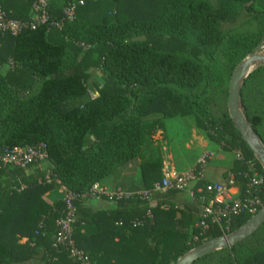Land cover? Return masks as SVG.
<instances>
[{
  "label": "trees",
  "instance_id": "obj_1",
  "mask_svg": "<svg viewBox=\"0 0 264 264\" xmlns=\"http://www.w3.org/2000/svg\"><path fill=\"white\" fill-rule=\"evenodd\" d=\"M78 1L83 6L75 19L62 20L63 9ZM106 2L112 4L108 11ZM31 5L0 0L8 18L26 24ZM47 5V24L27 26L16 36L0 34V151L44 146L45 154L28 166L0 167V264H75L54 247L64 208L61 188L74 197L75 246L92 264H176L204 243L241 229L252 214L243 212L227 226L197 224L211 198L208 185L223 184L231 174L237 198L246 200L250 178H264L226 110L231 74L264 43V0ZM240 21L244 32L225 30ZM94 73L99 80L90 82ZM239 103L264 147V64L244 80ZM189 114L210 143L239 156L220 183L204 178L205 170L195 186L201 193L191 200L199 213L178 204L182 192L153 191L163 161L152 136L167 119ZM134 162L148 197H104L113 204L106 211L86 206L94 186ZM258 197L256 212L264 204V185ZM193 264H264V222L242 241Z\"/></svg>",
  "mask_w": 264,
  "mask_h": 264
},
{
  "label": "built area",
  "instance_id": "obj_2",
  "mask_svg": "<svg viewBox=\"0 0 264 264\" xmlns=\"http://www.w3.org/2000/svg\"><path fill=\"white\" fill-rule=\"evenodd\" d=\"M32 17L30 23H23L19 20L10 19L0 7V34L8 33L16 36L22 32L27 26L35 29L39 25L47 24L50 20L48 13L47 0H31ZM83 6V1L71 3L67 5L62 12L63 19L66 22H72L75 19L76 11ZM56 27L60 26L59 22H52ZM45 157L44 146L38 148H18L11 151H0V167L12 165L17 167L28 166L31 163L42 160ZM210 155L203 153L197 160L195 168L184 174H178L172 169H162V180L154 185V192H162L166 190H176L185 193L190 200H194L197 194L201 193L199 188H195L197 182L204 176ZM45 180H50V172L45 176ZM264 185V178L254 174L248 183L250 196L246 200L237 198V189L234 187V180L229 174L227 180L223 184H211L206 187V192L211 198L205 205L201 206V218L197 224L200 228L207 227V221L217 225L227 226L229 222L239 214L247 212L253 216L257 213L256 208L259 205L258 192ZM25 188L21 186L20 189ZM62 202L64 205L62 217L58 222L59 230L54 239V247L62 248L67 252L68 256L75 264H92L89 256L82 250H79L73 240V222L75 219V207L73 205V195L65 188H61ZM90 196L98 194L94 186L90 192ZM137 195L148 197L149 192H142ZM116 197L121 196L119 193ZM199 202L202 203L204 197H200ZM262 207V206H261Z\"/></svg>",
  "mask_w": 264,
  "mask_h": 264
},
{
  "label": "crops",
  "instance_id": "obj_3",
  "mask_svg": "<svg viewBox=\"0 0 264 264\" xmlns=\"http://www.w3.org/2000/svg\"><path fill=\"white\" fill-rule=\"evenodd\" d=\"M168 132L169 131L166 130V126L164 124V129L162 131H159V135L165 136L166 140H168L170 139L167 134ZM195 137L197 138L196 140H193L191 138L188 140L186 139L185 141V150L192 152L194 154V157L191 161V165L188 168L181 170L179 169V166L176 165L171 151L166 147L165 141V147H161L162 151H160V148H158L162 156L163 168L166 167L168 169H172L178 174H184L195 168L198 157L201 153H203L204 151L212 152L211 150H208L211 146L209 145L208 140L205 141L200 133L195 135ZM195 145H197L198 147L200 146L201 149L198 150ZM214 159L215 160L214 163L212 162V165L215 164L216 167L213 168L212 165L209 164L208 166L207 164L208 169L206 168L207 171L205 172L204 178H206L210 182L220 183L223 179V168L226 169L229 164L228 162L224 161V159ZM95 187L98 194L96 196H89L87 202L85 203L86 206L90 207L94 212L106 211L113 207V204L109 200L104 199V197L110 198L117 193H119L121 196H131L145 191L138 162H134L117 169L113 174L106 177L100 184L96 185ZM177 202L185 210L194 213L200 212V208L198 207L197 203L191 201L185 193H182L181 196H179Z\"/></svg>",
  "mask_w": 264,
  "mask_h": 264
},
{
  "label": "water",
  "instance_id": "obj_4",
  "mask_svg": "<svg viewBox=\"0 0 264 264\" xmlns=\"http://www.w3.org/2000/svg\"><path fill=\"white\" fill-rule=\"evenodd\" d=\"M254 62H264V57L252 55L243 60V62L237 66V70L230 80L227 107L229 116L236 130L239 132L242 139L246 142L249 149L254 154L256 160L260 163L264 170V147L261 145L252 128L248 124L246 118L244 117L239 103V91L241 88V84L250 73L248 71L249 65ZM263 222L264 204L262 205L260 210L254 216H252L241 229L230 234L227 237H222L204 243L200 247L188 252L187 254L179 258L176 264H193L196 260L202 258L205 255L235 245L236 243L248 237Z\"/></svg>",
  "mask_w": 264,
  "mask_h": 264
},
{
  "label": "rangeland",
  "instance_id": "obj_5",
  "mask_svg": "<svg viewBox=\"0 0 264 264\" xmlns=\"http://www.w3.org/2000/svg\"><path fill=\"white\" fill-rule=\"evenodd\" d=\"M110 5H112V4H110ZM110 5L108 2L104 3L103 4V7H104L103 10L104 11L110 10ZM241 22L242 21L236 22L234 25H226L225 30L232 28V27H236V28L240 29ZM240 30H242V32H244L245 27H243V29H240ZM254 56L264 57V43L258 47ZM263 64H264V62L252 63V65L250 66V68L248 70L250 72L249 75L254 70H256L259 66H261ZM236 70H237V68H235V70L233 71V73L231 74V76L229 78V85H230V80H231L233 74L236 72ZM98 80H99V75L97 73H94L93 77H91V79H90V82H94V81H98ZM244 80H243V82H244ZM243 82H242V84H243ZM242 84H241V86H242ZM229 85H228V95H229ZM92 97H94V96H92ZM227 99H228V97H227ZM217 108H218L217 106H214V110H215L216 115L218 114ZM226 108L225 109L228 112L227 101H226ZM165 126H166V130L169 131L167 134H168V137L170 139L166 140V137L163 135L162 136L159 135L160 133L158 131L152 136L151 140H152L153 146L160 148V151H162L161 147L162 146L165 147L164 144L166 141V147L171 151L172 156L174 158V161H175L176 165L179 166V169L181 170V169L188 168L191 165V161L194 157V154L190 151L185 150L186 139L188 140V139L192 138L193 140H196L197 138L195 137V135L200 133L201 136L206 141L207 139H206L205 135L203 133H201L199 131V129L196 127L194 118L191 114L184 115V116H176L174 118L167 119L165 122ZM208 143H209V145H211L208 150H211L212 152H210V151H204L203 152V153H207L210 155V159L208 161V166H209V164L212 165V162L214 163V160H215L214 158H216V160L217 159H219V160L224 159V161L228 162V164H229L226 169L223 168L222 173L227 171L231 167L233 160H235L239 157L237 153H225L220 149L219 146H217L213 143H210V142H208ZM195 146L198 148V150L201 149L200 146L199 147L197 145H195ZM203 153H201L200 156ZM200 156L198 157V159L200 158ZM212 167L215 168L216 165L214 164V165H212ZM219 168H221V167H219ZM207 169H208V167H207Z\"/></svg>",
  "mask_w": 264,
  "mask_h": 264
},
{
  "label": "bare ground",
  "instance_id": "obj_6",
  "mask_svg": "<svg viewBox=\"0 0 264 264\" xmlns=\"http://www.w3.org/2000/svg\"><path fill=\"white\" fill-rule=\"evenodd\" d=\"M251 65H252V64L249 65V68H250ZM249 68H248V70H249Z\"/></svg>",
  "mask_w": 264,
  "mask_h": 264
}]
</instances>
